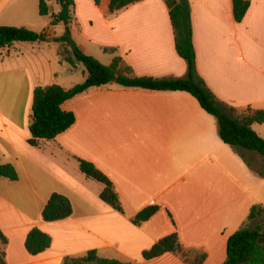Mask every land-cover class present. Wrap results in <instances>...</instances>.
Here are the masks:
<instances>
[{
	"label": "crops",
	"instance_id": "crops-1",
	"mask_svg": "<svg viewBox=\"0 0 264 264\" xmlns=\"http://www.w3.org/2000/svg\"><path fill=\"white\" fill-rule=\"evenodd\" d=\"M74 1L71 36L86 54L97 57L88 50L97 44L108 54L104 61L111 59L105 65L120 56L138 76L186 75L164 0H141L114 14L108 12L109 0ZM187 1L198 75L236 115L264 110V0H248L240 21L232 0ZM52 6L56 12L58 6ZM0 26L26 27L50 38L17 41L0 51V163L17 173L14 180L0 177V231L6 238L0 251L6 264H63L88 251L130 264H188L178 253L142 256L173 232L189 255L205 253L203 264H223L228 237L246 222L253 205L264 207V177L252 171L261 166L260 155L243 151L240 157L220 139L215 119L185 91L114 83L65 101L62 108L74 113V124L31 145L34 88L72 87L79 80L70 76L81 64L62 61L59 44L51 41L62 34L55 33L57 26L50 28L49 16L39 14L38 0H0ZM251 128L264 139V122ZM78 159L110 179L122 212L100 198L104 185L86 177ZM53 193L68 198L72 212L44 221L41 213ZM149 205L159 209L133 224L134 215ZM33 228L51 238L36 255L25 248Z\"/></svg>",
	"mask_w": 264,
	"mask_h": 264
},
{
	"label": "trees",
	"instance_id": "trees-1",
	"mask_svg": "<svg viewBox=\"0 0 264 264\" xmlns=\"http://www.w3.org/2000/svg\"><path fill=\"white\" fill-rule=\"evenodd\" d=\"M95 5L100 0H93ZM141 0H109L108 12L114 14L130 4ZM171 21L175 50L187 66L186 75L177 78H157L138 76L120 56H115L108 65L102 64L95 57L86 54L73 40L70 25L76 21L74 0H38V12L49 16L50 28L62 24L65 30L62 35L52 37L51 41L59 44L58 54L62 61L72 67L83 65L86 76L81 83L70 88L58 84L46 87L37 86L33 90L31 114L28 129V143L38 145L40 139L50 140L66 131L75 122L72 111L64 110L62 104L74 96L92 88L117 84L124 88L147 90L185 91L192 95L200 107L211 115L217 125L220 139L229 145L240 157L243 151H254L262 158L258 169L248 167L260 177H264V139L252 128L251 124L264 122V110L248 109L246 113L236 115L232 106L217 99L198 75L195 65V50L192 40L189 3L187 0H164ZM52 3L58 6L55 12ZM249 6L248 0H232L233 16L236 21L242 20ZM46 33L35 32L26 27L0 26V51L10 47L14 42L48 41ZM112 50V49H105ZM79 169L86 177L104 185L100 198L115 210L122 212V205L113 183L89 161L78 159ZM0 177L11 180L17 178L14 167L0 163ZM158 205H149L138 211L131 219L135 225L148 220L157 210ZM72 212L71 204L65 196L53 193L43 207L41 216L44 221H55L68 217ZM261 216L260 222L252 226L249 222ZM264 207L253 205L246 222L232 233L226 243V259L223 264H264ZM0 242L6 238L0 231ZM51 238L38 228L29 231L25 239V248L32 254L41 253L50 246ZM165 252L181 254L188 264H203L205 253L189 255L178 239L176 232L156 241L149 249L142 252L144 259H152ZM0 264H6L4 252L0 251ZM63 264H130L116 259L99 257L95 251H88L79 257H67Z\"/></svg>",
	"mask_w": 264,
	"mask_h": 264
},
{
	"label": "rangeland",
	"instance_id": "rangeland-1",
	"mask_svg": "<svg viewBox=\"0 0 264 264\" xmlns=\"http://www.w3.org/2000/svg\"><path fill=\"white\" fill-rule=\"evenodd\" d=\"M54 8H55V6H52V9L54 10ZM77 25H74L73 26V30H74V36H76V38H79V36H80V32L79 31H77ZM55 33L56 34H63V31L61 30V26L59 25V26H57V27H55ZM55 49V48H54ZM89 50V52H94V54H96L97 55V57H95V58H97V60L99 61V62H101L102 64H107V63H109V60H111V59H109L107 62H105L104 61V58H106V57H108V54L107 53H105V52H103V48H101L100 46H98L97 44H92V51L90 50V49H88ZM56 51V50H55ZM88 54V53H87ZM91 55V54H90ZM93 56V55H92ZM65 65V64H64ZM63 70H64V67L63 66H60L59 67V69H58V74H61V75H63ZM83 71H84V68H83V66L82 65H80L79 66V68L77 69V70H75V71H73L72 72V76H70V77H73V78H75V79H77V80H79V81H77L78 83H81L83 80H84V75H83ZM261 164H262V161H261ZM257 222L255 221V222H253L251 225H254V224H256ZM263 227H264V223H263ZM191 254V253H190ZM192 255V254H191Z\"/></svg>",
	"mask_w": 264,
	"mask_h": 264
}]
</instances>
